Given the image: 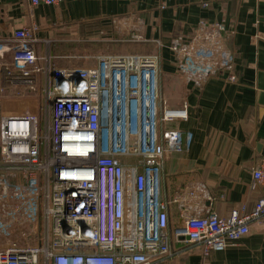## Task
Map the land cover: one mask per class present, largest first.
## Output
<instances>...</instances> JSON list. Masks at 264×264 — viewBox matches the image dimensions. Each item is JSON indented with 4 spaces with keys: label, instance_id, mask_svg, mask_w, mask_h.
<instances>
[{
    "label": "built area",
    "instance_id": "1",
    "mask_svg": "<svg viewBox=\"0 0 264 264\" xmlns=\"http://www.w3.org/2000/svg\"><path fill=\"white\" fill-rule=\"evenodd\" d=\"M60 1L27 0L32 7ZM198 26L205 44H169L194 85L217 67L230 69L233 59L221 44L222 22ZM133 27L118 18L123 36ZM37 30L29 24L13 33V64L25 82L44 75L48 117L0 118V264H159L193 248L208 256L263 220L264 195L250 212L236 207L227 217L202 207L201 183L169 196L166 161L184 149L173 124L187 119L188 105L162 97L157 54H107L94 66L50 71V59L33 48ZM251 174L264 189V155ZM174 202L180 215L171 221Z\"/></svg>",
    "mask_w": 264,
    "mask_h": 264
},
{
    "label": "crops",
    "instance_id": "2",
    "mask_svg": "<svg viewBox=\"0 0 264 264\" xmlns=\"http://www.w3.org/2000/svg\"><path fill=\"white\" fill-rule=\"evenodd\" d=\"M162 1L61 0L57 5L32 7L27 0H0V118L22 112L41 116L42 98H37L33 89L19 94L25 79L13 64L17 44L13 33L24 26L36 24L33 48L42 57L52 54L55 67L69 66L71 61L61 58L71 50L79 55L85 49L98 51L99 46L90 49L83 41L104 39L108 54L156 52L162 97L172 107L188 105L187 119L173 124L183 132L184 149L166 161L169 196L201 183L208 196L200 199L202 207L222 217L236 207L248 213L264 195L251 174L257 159L264 155V0H166L161 8ZM121 17L134 23L132 36L142 40L119 32L117 20ZM200 21L224 24L221 44L233 59L230 69L217 67L194 85L178 71V59L169 44L175 38L194 47L205 44ZM94 59L97 61V55ZM31 78L38 79L42 90L44 75ZM169 213L171 221L177 220L179 203H171ZM159 264H264V218L252 221L248 232L223 250L203 256L193 248Z\"/></svg>",
    "mask_w": 264,
    "mask_h": 264
},
{
    "label": "rangeland",
    "instance_id": "3",
    "mask_svg": "<svg viewBox=\"0 0 264 264\" xmlns=\"http://www.w3.org/2000/svg\"><path fill=\"white\" fill-rule=\"evenodd\" d=\"M100 33H102V32H100ZM101 36H102V34H101ZM101 36H100V38H101ZM102 38H103V36H102ZM105 43V40L103 39V40H100V41H83V44L85 45V47H90V49L92 48V47H98L97 48V50L98 51H94V52H90V50L89 49H85L86 51H80V52H82L80 55L79 54H77V52H76V50H75V52H72L73 50H71V54L69 53V54H67V56H65L64 54H62L61 56H63V58H61L62 60H64V62H66V63H68V60L69 61H71V63L70 64H68L69 66H73V67H90V66H94V61H96L95 59H94V57L97 55V58H98V56H102V55H107L108 53L106 52V51H104L105 50V48L103 47V44ZM113 43V42H112ZM125 43H127V42H125ZM82 44V45H83ZM128 44H130L129 42H128ZM133 44V43H132ZM99 53H101V55H98ZM103 53H105V54H103ZM114 53V52H113ZM152 53H156V52H151V53H142V54H152ZM115 54H122V53H115ZM52 54H46V56L45 57H47V58H50V61H51V65H50V71H52V69L53 68H62V67H55L54 66V64H53V59L55 58V57H53V56H51ZM72 57H74V59L72 58ZM77 58H79V60H80V63L78 62V63H76V61H78V59ZM73 60H75V62H73L72 63V61ZM97 62V61H96ZM65 63V64H66ZM160 70H161V68H160ZM161 72V71H160ZM161 74V79H162V83H164V85H166V83H167V81H166V75H165V72H164V70L162 69V73H160ZM38 76H39V74H37ZM47 75V74H46ZM39 86H41V85H39V82H38V79L36 80L35 79V81L33 82V83H28V82H25L24 81V83H23V85H21V87L23 88H21L20 90H19V94H21V93H24V89H33L32 91L34 92V93H36L37 95V98H42L41 97V95H42V90H41V88L39 87ZM40 88V89H39ZM18 93V92H17ZM162 93H163V95L165 96V98H166V90H165V88H164V86H163V90H162ZM172 97H175V95L174 96H172ZM181 98H182V96H181ZM177 99H179V98H177ZM166 100H167V98H166ZM40 111H41V116H42V114L44 113V115H45V118H47L48 117V110H49V105H48V103H47V101L44 99V98H42L41 99V101H40ZM166 103L168 104V105H170L169 103H168V101H166ZM23 113H25V112H22V113H18V114H23ZM46 114H47V116H46ZM1 166V165H0Z\"/></svg>",
    "mask_w": 264,
    "mask_h": 264
}]
</instances>
